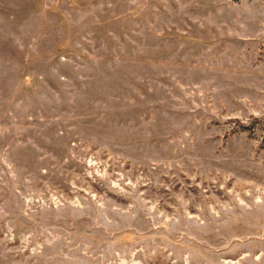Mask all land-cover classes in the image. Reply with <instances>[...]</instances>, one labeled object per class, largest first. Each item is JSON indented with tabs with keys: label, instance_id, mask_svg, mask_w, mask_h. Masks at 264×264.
Segmentation results:
<instances>
[{
	"label": "rangeland",
	"instance_id": "rangeland-1",
	"mask_svg": "<svg viewBox=\"0 0 264 264\" xmlns=\"http://www.w3.org/2000/svg\"><path fill=\"white\" fill-rule=\"evenodd\" d=\"M0 264H264V0H0Z\"/></svg>",
	"mask_w": 264,
	"mask_h": 264
}]
</instances>
